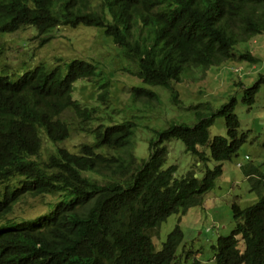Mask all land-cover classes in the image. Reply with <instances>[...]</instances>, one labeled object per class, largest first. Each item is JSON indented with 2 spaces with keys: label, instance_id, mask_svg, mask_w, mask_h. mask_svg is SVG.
Instances as JSON below:
<instances>
[{
  "label": "trees",
  "instance_id": "obj_1",
  "mask_svg": "<svg viewBox=\"0 0 264 264\" xmlns=\"http://www.w3.org/2000/svg\"><path fill=\"white\" fill-rule=\"evenodd\" d=\"M79 25L102 28L128 64L122 70L143 85L165 89L177 104L171 83L192 69L204 74L228 60H259L248 50L234 53V47L264 32V0H0V35L30 27L42 45L55 27ZM95 79L103 104L108 81L91 61L72 58L50 68L39 62L17 75L0 68V219L24 195L60 197L29 223L0 222V264H173L184 236L181 217L200 203L222 174V162L247 141V133L238 131L233 97L215 110L199 102L190 107L193 123L172 122L155 131L147 155L137 159L133 120L98 123L96 107L72 97L76 81ZM262 83L264 73L243 89L241 102L251 106ZM146 87L132 86L130 93L156 98ZM67 111L74 126L62 118ZM218 116L226 134L210 138ZM72 130L90 142L76 153L52 148L37 160L40 134L55 145ZM172 139L198 162L215 165L201 178L192 171L176 177L174 165L162 167L168 152L163 142ZM241 168L258 199L243 208L232 203L234 226L211 246L213 264H264V173L253 165ZM172 214L177 223L156 250L150 232Z\"/></svg>",
  "mask_w": 264,
  "mask_h": 264
},
{
  "label": "rangeland",
  "instance_id": "obj_2",
  "mask_svg": "<svg viewBox=\"0 0 264 264\" xmlns=\"http://www.w3.org/2000/svg\"><path fill=\"white\" fill-rule=\"evenodd\" d=\"M50 39L40 45L33 28L26 27L14 33L0 35V68L4 67L10 75H17L34 65L43 62L47 67L64 63L72 58L91 61L96 64L100 78L108 81L106 100L102 104L97 95L100 80L75 82L72 97L83 105L96 107L100 115L98 123L104 125L133 120L136 129L132 140L134 155L140 159L147 155V144L154 139V132L166 128L172 122H194L191 106L199 102H208L213 110L227 102L231 97L236 100L234 113L239 120V132L247 133V141L237 153L222 162V174L215 180L214 186L205 192L199 204L191 206L181 217L179 226L183 239L178 245L173 264H190L194 259L201 264H213L212 245L218 236L227 235L234 226L231 205L236 202L241 208L257 201L258 196L250 190V183L242 171V166H256L264 173V83L259 87L255 101L251 106L241 102L243 89L251 86L259 74L264 73V32L251 37L245 43L234 47V53L250 51L259 60L256 63L228 60L218 66H211L204 74L192 69L182 76L179 83L172 82L177 92L178 103L173 104L168 92L158 86L143 85L138 78L124 72L128 64L120 56V48L111 38L103 33L102 28L79 25L77 27L58 26L49 33ZM16 78V77H15ZM14 79V78H13ZM132 86H147L156 94V98H133ZM62 118L74 126L75 118L67 111ZM224 118H215L209 128V137L225 136ZM45 134H40L41 149L37 160H43L52 148L64 147L70 152H77L81 143L90 142V137L71 131L69 138L53 145ZM47 139V141H46ZM167 147V156L163 168L174 165L175 176L180 177L192 171L201 178L206 167L215 165L213 160L198 162L187 151L180 140L163 142ZM208 153V150L206 149ZM60 200L59 196L44 195L22 196L12 207L10 213L0 222H31L36 216L48 213ZM178 215L172 214L163 221L157 230L150 232L156 250H159L166 235L177 223ZM238 248L243 249L241 240ZM191 253L186 256L185 251Z\"/></svg>",
  "mask_w": 264,
  "mask_h": 264
}]
</instances>
